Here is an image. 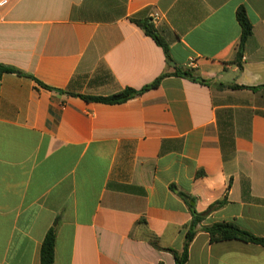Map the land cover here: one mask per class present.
I'll list each match as a JSON object with an SVG mask.
<instances>
[{
  "label": "crops",
  "instance_id": "1",
  "mask_svg": "<svg viewBox=\"0 0 264 264\" xmlns=\"http://www.w3.org/2000/svg\"><path fill=\"white\" fill-rule=\"evenodd\" d=\"M0 65L53 89L0 77V264H41L53 227L54 264H176L152 243L182 251L190 206L225 197L203 225L264 238V0H0ZM165 74L121 104L78 96ZM187 264H264V247L200 228Z\"/></svg>",
  "mask_w": 264,
  "mask_h": 264
},
{
  "label": "trees",
  "instance_id": "2",
  "mask_svg": "<svg viewBox=\"0 0 264 264\" xmlns=\"http://www.w3.org/2000/svg\"><path fill=\"white\" fill-rule=\"evenodd\" d=\"M132 21L136 25H138L145 32L146 35L152 37L156 41V43L164 49L166 55L169 56L168 44L160 36V34L156 30L151 19H145V20L132 19ZM238 21L242 27V38H241V45H240V49L238 52L236 62L239 65L240 69H242L241 61L244 56L243 49H244L245 43L247 42L249 37L252 35V31H253L252 24L248 18V14L245 8H241L239 10ZM3 74L23 75V76H26L34 80L41 87L48 89V90H53L51 87L39 81L33 75L26 74L13 66L0 65V77ZM166 75L167 74L163 75L162 77L157 79L155 82L144 87L143 89L139 91L132 89V88H128L118 94L108 96V97H91V96H84V95H78V96L90 102H100V103H105V104H121L136 96H140L150 90L157 89L160 86L162 78H164ZM200 82L205 83L202 80ZM232 88H236V89L245 88V89L256 90L261 87L233 86ZM181 197L185 201L190 200V197L183 193H181ZM226 203H227V200L225 197V199L218 201L215 204L211 205L209 209L204 213H199L196 211L194 206H190L191 213H192V221L185 228L186 238H185V243H184V247L182 251H177L174 249H162L158 247L157 243L155 242H153L152 245L158 248L159 250L170 252L174 256L176 264H187L189 257H190V246L192 242L194 241L200 228L209 234L211 242L239 240L242 242L253 243V244H257V245L264 247V238L255 236L252 233L246 230H243L242 228H240L238 225L234 223L217 222V223H211L205 226L203 225V222L207 216H209L212 212L222 208ZM56 242H57V230L55 227H53L46 234L42 247H41V264H54L55 263Z\"/></svg>",
  "mask_w": 264,
  "mask_h": 264
},
{
  "label": "built area",
  "instance_id": "3",
  "mask_svg": "<svg viewBox=\"0 0 264 264\" xmlns=\"http://www.w3.org/2000/svg\"><path fill=\"white\" fill-rule=\"evenodd\" d=\"M196 66H197V59L196 58H190L189 63H188V67L189 68H195Z\"/></svg>",
  "mask_w": 264,
  "mask_h": 264
},
{
  "label": "water",
  "instance_id": "4",
  "mask_svg": "<svg viewBox=\"0 0 264 264\" xmlns=\"http://www.w3.org/2000/svg\"><path fill=\"white\" fill-rule=\"evenodd\" d=\"M56 91H57V92H60V93L62 92L61 90H56Z\"/></svg>",
  "mask_w": 264,
  "mask_h": 264
}]
</instances>
